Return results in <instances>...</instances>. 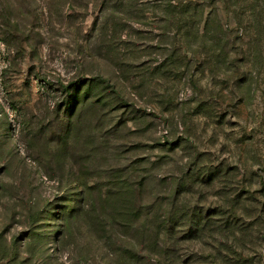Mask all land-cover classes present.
Masks as SVG:
<instances>
[{
    "label": "rangeland",
    "instance_id": "rangeland-1",
    "mask_svg": "<svg viewBox=\"0 0 264 264\" xmlns=\"http://www.w3.org/2000/svg\"><path fill=\"white\" fill-rule=\"evenodd\" d=\"M119 259L264 264V0H0V264Z\"/></svg>",
    "mask_w": 264,
    "mask_h": 264
},
{
    "label": "trees",
    "instance_id": "trees-1",
    "mask_svg": "<svg viewBox=\"0 0 264 264\" xmlns=\"http://www.w3.org/2000/svg\"><path fill=\"white\" fill-rule=\"evenodd\" d=\"M104 81L103 80H101V79H94L93 81H91V83H90V86H88L87 87V89H89V90H92V89H96L97 87H99L102 83H103ZM69 90V89H68ZM106 97V96H105ZM123 189H124V193H133V189H135V187L134 186H131L130 184H126V185H123ZM121 194V195H120ZM116 195H120V198H116V200H119V201H121V200H123V193L121 192V193H118V194H116ZM115 195V196H116ZM110 198V197H109ZM105 202H107V200H105ZM142 205H144V204H142ZM79 206H80V204H79V201H77V205H75L74 206V208H72L68 213H67V215H76L77 214V212H78V210H79ZM150 213V212H149ZM147 215H148V213L145 215V214H143V213H141L140 214V217L139 218H137L136 219V222H137V224H139V226H140V224H141V222L145 219V217H147ZM145 221V220H144ZM139 226H138V230H139ZM132 228V223H130L128 220H126L125 222H124V216L121 214H119V216L118 217H115V218H113L112 217V223H111V229H107L106 231H105V233H102V234H100V236H101V240L103 241V243L105 244V245H114L115 247H116V244L120 241V239H119V236L117 235V233H119V231H121V230H128V229H131ZM114 230H116V231H114ZM154 231V229H153V223H152V225L150 226V225H148V227L146 228L145 226H144V229L143 228H141V231L139 232V234L141 235V238L143 239V240H145L146 242H150L149 240L151 239V237H152V235H155V232H153ZM125 232V231H124ZM119 247H121V245L119 246ZM152 245H150L148 248H149V250H151L152 248ZM118 250H120V249H118L117 247H116V252H118ZM146 249H141L139 252H137V251H134V250H126L133 258H135L136 260L137 259H139L140 260V257L142 258L143 257V252L145 251ZM120 259L119 260H116V263H114V264H120Z\"/></svg>",
    "mask_w": 264,
    "mask_h": 264
}]
</instances>
